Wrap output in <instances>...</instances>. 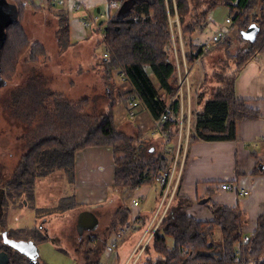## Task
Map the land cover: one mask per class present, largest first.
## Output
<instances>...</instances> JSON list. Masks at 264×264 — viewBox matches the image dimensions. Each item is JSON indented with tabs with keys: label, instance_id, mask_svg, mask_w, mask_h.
<instances>
[{
	"label": "trees",
	"instance_id": "obj_1",
	"mask_svg": "<svg viewBox=\"0 0 264 264\" xmlns=\"http://www.w3.org/2000/svg\"><path fill=\"white\" fill-rule=\"evenodd\" d=\"M28 1H8L14 7L16 21L7 26L0 51V78L5 83H9L17 72L21 57L28 53L35 63H40L47 54L42 43L31 44L22 26ZM220 4L230 7V17L241 38V31L251 23L256 22L260 26L256 42L251 46L247 44V48L239 49L233 55L230 52L233 45L230 37L206 53H203V45L193 42L195 33L208 26L210 13ZM123 5L103 30L110 49L106 62L126 72L141 105L150 111L153 119L160 118L172 102L170 119L162 124V130L171 142L180 134L176 50L181 63L183 55L178 27L188 67H200L204 73V84L209 75L205 60L208 57L212 68L210 75L218 81L217 86L204 89L201 85V89L197 90L199 102L197 109L191 112L195 121L189 143L198 140L233 141L237 137L239 121L264 117L261 111L248 106L236 95L238 76L248 63L264 52V0H143L134 2L129 8ZM67 40L70 41L69 38ZM215 53L217 56L210 60L209 56ZM39 79L36 72L28 78L27 88L24 92L21 89L24 98L17 91L12 94L16 119L36 125L37 118L40 116L41 119L43 114L47 120L46 124H40L44 127L41 129L42 136L33 132L28 139L25 145L28 152L13 174L7 179L0 176V208L6 204L8 195L13 197V193L18 197L28 193L33 195L36 181L48 177L53 169L62 170L74 183L76 155L88 147L109 146L113 149L114 183L120 188L154 185L159 172L169 175L173 160L162 158L160 152L157 156L156 152L150 153L153 146H148L147 140L141 141L142 130L135 127L133 132H128L116 122L115 110L121 97L114 95L111 87L106 88L103 96L108 104L106 111L97 113L98 108L92 100L84 98L76 103L53 91L47 86V79L43 82ZM88 104L90 113L84 111L89 108ZM185 117L187 119V114ZM259 173L264 174V163L254 171V174ZM191 205L188 198L178 193L175 195L163 221L135 264H264V214L257 219L254 233L245 241L243 228L247 221L238 208L219 205L209 199L206 205L214 220L204 222L188 215ZM79 206L75 196L66 197L59 210H72ZM155 212L151 216L141 212L136 222L128 221L131 211L124 207L118 211L114 225L122 223V227L128 228L138 222L144 234ZM218 233L221 239H216ZM36 236L34 234L32 238L35 244L48 240ZM169 238L174 242L173 247L168 246ZM103 247L91 252L97 257ZM14 249L19 253L3 249L9 256L8 264L12 259V264H37L24 252ZM96 262L91 264H98Z\"/></svg>",
	"mask_w": 264,
	"mask_h": 264
},
{
	"label": "rangeland",
	"instance_id": "obj_2",
	"mask_svg": "<svg viewBox=\"0 0 264 264\" xmlns=\"http://www.w3.org/2000/svg\"><path fill=\"white\" fill-rule=\"evenodd\" d=\"M109 3L101 6L102 13L113 17L118 9L111 7ZM55 5L54 7L51 4V0H29L26 2L22 26L31 44L42 43L47 54L41 58L40 63H35L27 53L19 60L17 72L13 75L10 82L5 84H3L2 80L0 82V176L4 179L13 174L12 172L15 167L22 160L23 156L27 154L28 149L25 145L33 132L42 136L41 129L44 127H40V124H46L45 120L47 118L43 114L41 119L40 116L37 118L38 122L36 125L34 122L30 124L29 122L20 121L14 116V109L12 107L13 92L17 91L18 95L24 98L23 92L28 86V78L34 75L35 72L36 76L41 78L39 79L40 81L43 82V79L48 80L47 86L53 91L63 94L66 98L76 103L84 98L92 100V104L98 108L97 113H102L103 110L106 111L108 104L103 96L105 95L106 88L111 87L115 92L114 95H120L121 97L119 106L115 110V119L121 129L133 132V128H140L143 132L140 138L141 141L147 140L149 142L147 145L154 147L156 143H159V141L154 142L153 138H148L144 134V130H152V132L156 130L153 123H147V126L142 129L141 125L144 124L138 122V116L135 118L129 117L128 102L131 99L132 88L120 78L119 70L106 62L107 58L104 57L106 45L103 42L102 35L91 29L89 30L91 37L88 42L82 43V45L80 43L74 45V43L67 40V27L63 24V18L60 17L63 12H66L65 6L58 3H55ZM109 11L110 14H108ZM211 13V17H214V20L221 27L228 26L225 19L231 14L229 6L220 4ZM234 28V31L229 35L233 41V45L230 48L232 55L236 54L239 49L247 48L248 44L246 41H243L237 28ZM66 44H69V46ZM215 56H217V53L213 54V56L210 55L209 59H214ZM205 60L208 64L207 73L209 75L206 76L204 84L202 83L204 73L200 67L198 65L191 67V98L189 102H185V107L191 110H196L195 104L199 102L197 90L201 85H203L204 89L218 85L217 79L210 75L212 68L209 65L208 57ZM21 89H23V92ZM20 105L22 106V102ZM122 109L127 112L125 119L122 116ZM84 111L90 113V105ZM191 117L192 119L186 120V129L189 127V120H193L194 118L193 115ZM174 146L176 148V145ZM169 156L173 159L174 153ZM48 174V177L36 181L35 194L30 195L28 193L23 197H18V195L13 193V197L11 195L7 196L6 204L4 203L3 208L0 209V225L1 222L5 223L8 218L12 221L11 223H15L16 221L15 229L8 232V239H17L23 242L25 239L29 240L32 238L34 234L40 239L43 237L48 238L47 241L36 244L38 256L33 261L37 264L89 263L90 261L86 260L88 257L91 256V260L95 258L91 250L97 249L100 246L102 249L104 245L103 241L106 240L107 242L110 241L109 244L113 243L115 232H111L110 234L109 229L116 222V212L125 201H129L132 195L136 194V191L123 187L120 189L121 193L114 199L113 193L110 192L112 191L110 187L106 191L109 190L112 196L106 203L84 204L72 210H59V206L66 198L67 193L68 197H70V190L68 189L70 179L68 178V174L66 175L59 169H53ZM62 175L66 176L62 177ZM156 186H152L156 187L152 189L153 194L157 193L160 187L159 184H156ZM37 193L41 195L40 201L35 199ZM37 202L41 204V209H36ZM24 212L27 214H24ZM85 212L91 213L95 218V225L90 228L83 227L80 222V217ZM18 216H20V220H18ZM48 217H51L52 220ZM35 220L38 221L37 225L35 224ZM130 220H132V216H129L128 221ZM135 228L136 230H134ZM106 229L108 231H105ZM134 229L125 242L118 246L117 254H115L110 263H116L117 259H120V262H126L131 251L127 247H130L131 242L136 238L138 241L144 232L138 222L134 226ZM0 236H2L1 233ZM93 237L97 240L96 243L95 241L90 243ZM7 243L4 237L0 239V250L8 249L10 252L19 253ZM173 245V240L169 238L168 246L173 247ZM101 249L97 255L98 258H102ZM105 258L107 257L104 256L101 262ZM12 263L13 259L12 262L10 261V264Z\"/></svg>",
	"mask_w": 264,
	"mask_h": 264
},
{
	"label": "crops",
	"instance_id": "obj_3",
	"mask_svg": "<svg viewBox=\"0 0 264 264\" xmlns=\"http://www.w3.org/2000/svg\"><path fill=\"white\" fill-rule=\"evenodd\" d=\"M138 1L143 0H126L123 7L125 8L127 5L129 8L134 2ZM105 3H109V0H65L63 6H65L64 9L66 12H63L60 17L63 18V24L67 27V38H69L71 43H74V45L80 43L82 45V43L90 40L91 33L84 27V19L96 16L100 13L105 14L102 13L101 9V6ZM52 5L54 7L56 6L55 4ZM96 11L97 13H95ZM108 14H110V11ZM211 14L212 13L209 15L208 26L204 30L195 33L193 39L194 44H202L220 30H230V33L234 31V23L227 22V18L230 16H227L225 19L228 26L225 25L221 27V25L214 20V17H211ZM236 95L239 99L245 100L248 106L261 111L264 115V52L257 55L255 59L248 63L238 76L236 80ZM195 105V109H197L198 103ZM193 111L194 110L191 112ZM121 112L125 119L127 112L125 110ZM137 116L138 122L144 124L141 125L142 129L147 126V123H153L154 119L150 111L143 105L139 108ZM190 118L192 119L191 116ZM191 119L189 128L183 133L182 138H180L179 134L175 136L171 142L173 145L183 144L184 151H182V162L179 168L182 171V177L179 184L178 195L191 200L192 205L188 208V215L204 222L214 220L213 213L206 205L209 199H211V201L216 204L238 208L244 220L247 221L243 228L245 236L252 235L257 227V219L260 215L264 214V174H254L259 164L264 163V117L257 120L239 121L237 123V137L233 141L198 140L189 143V134L192 132V126L195 121L194 118L193 120ZM144 134H146L148 138H153L154 142L159 141V143L155 144V147L153 146L152 149H150V153L156 152L155 154L157 156L160 152L161 157L171 159L169 155H172V152L164 153L165 156H163L164 144H161L162 139L158 135L159 133L155 130L153 132L152 130H144ZM114 179L115 163L114 153L111 147L96 146L83 149L77 153L75 159V182H68L70 197L75 196L76 202L80 206L101 202L106 203L112 196V193L114 199L121 193V188L115 185ZM223 182L235 186L236 190H223L220 187V184ZM156 184H154V186H156ZM152 186L153 184L131 188L132 191H136V194L134 193L129 201H125V203L118 208L116 213H118L121 208H129L132 220L135 222L141 212H146L147 216H151L158 210L161 193L163 191L162 187L158 186V194H153L152 189L157 186ZM110 187L112 188V191H110L112 192L111 194L109 190L106 191L107 188L109 189ZM242 191H248L249 194L244 195ZM35 193L36 192H34V194ZM35 197L36 200H41V195L39 193H37ZM66 197H68V193ZM204 199H207V202L201 204L200 201ZM133 200H138L140 204L135 206ZM40 207L41 204L38 203L36 209H41ZM2 208L3 206L0 209ZM24 214L27 213L24 212ZM41 217L44 218L43 216ZM48 218L52 220L51 217ZM18 220H20V216H18ZM11 222L10 218H8L5 223L1 222L0 226L2 229L0 233L2 237L6 235L8 239V232L15 229L16 221L15 223ZM37 222L38 221L35 220L36 225ZM135 222L134 226L136 225ZM114 224H112L109 232L110 234L111 232H115L114 238L120 239L124 227L121 226L122 223H117V225ZM105 231H108V229ZM132 231L133 229L123 239L125 240L128 238ZM144 234L138 241L136 238L131 242V248L127 247L128 250L131 251L126 262L123 263V261L120 262V259H117L116 263H110L115 254H117L116 252L120 245H118L115 250L111 251L110 245L112 243L109 244L110 241L107 242L106 240L103 241L102 258L104 256L107 258L101 262L102 258L95 257L91 260L90 256L86 259L90 262L86 264H91L95 261H98L96 262L98 264H131L132 255H134L137 244L142 240ZM32 238L29 240L25 239L23 242L30 244V247L35 249L34 257L25 254L31 260H35L38 253L36 244L33 242ZM219 238L221 239V234L218 233L216 234V239ZM9 240L20 242L17 239ZM114 240L112 242H115ZM124 240L121 245L125 242ZM92 241H95V243L97 242L95 237L92 238L91 243ZM3 252H6V250L1 249L0 253L2 254ZM0 264H4V262Z\"/></svg>",
	"mask_w": 264,
	"mask_h": 264
},
{
	"label": "built area",
	"instance_id": "obj_4",
	"mask_svg": "<svg viewBox=\"0 0 264 264\" xmlns=\"http://www.w3.org/2000/svg\"><path fill=\"white\" fill-rule=\"evenodd\" d=\"M64 2L65 0H51V4H55V3L64 4ZM124 2L125 0H113L110 2V5L112 7H116L117 9H119L122 7ZM111 18L112 17H109L108 15L100 13V14H97L96 16H91V17H88L87 19H84V22H83V25L86 29L88 30L94 29L95 31L99 32L102 35L103 42L106 45V51L104 53V57L107 59L110 57V49L107 46V43L105 41L103 30H104L106 23L109 22ZM175 21L178 23V19H176ZM227 22L232 23L233 22L232 18L228 17ZM230 32H231L230 30H220L219 32H217V34H214L209 39H207L205 42H203L201 44L204 47L203 53H206L212 50L217 45L222 43L225 39L229 37ZM179 35H180V47H181L182 55H183V62L181 63L179 61L177 50L175 48L177 66H178V78H179V85H178V91H177L176 96L179 98L180 104H181L179 133H180V138H182L183 133L187 131V129L189 128L188 127L186 129V122H187L186 120L190 118L191 111H192L191 109L185 107V102L186 101L189 102L191 98V95H190L191 68L188 67L186 60H185V49H184L183 42L181 39L180 31H179ZM116 69L119 70L120 78L124 81V83H126L127 85H129V87L132 88V94H130L131 99L128 102L129 103L128 114L130 118H135L138 114V110L141 105V101L139 100V95H137L135 88L131 86L130 79L127 76L126 72L122 70L121 68H116ZM171 106H172V102L168 104L165 112L160 116V118L153 120V123L156 129L155 131L160 134L159 136L162 139V143L164 144L163 156H165L167 152L169 153L172 152L175 155V157L173 158V166L170 170L169 175H165L162 172H159V177L156 179L155 184L157 183L162 188H164L163 194L161 196V199L158 205V210L155 212L150 222V225L148 227V230L145 232L142 240L137 244L134 255H132V258H131V261H132L131 264H135L137 260L139 259V257L141 256L145 246L151 239V236L156 232L159 225L163 221L175 195L178 193V190H179V184H180V180L182 177V171L179 168L182 162V158H181L182 151H184L183 144H177L176 148H174L175 146L171 143L170 139L168 138V135L164 133L162 130V124L168 119H170L169 116H170L171 109H172ZM185 114H187V119L185 117ZM220 187L223 190H231V191L236 190L235 186L231 185L230 183H226V182L220 184ZM242 194L247 195L249 194V192L242 191ZM133 204L135 206H138L140 202L138 200H133ZM133 228L134 226L132 224L130 227L122 229L120 239H117L115 242H113L110 245L111 251L115 250L117 246L122 243V241L124 240L123 238L126 237ZM244 240L248 241L249 236H245Z\"/></svg>",
	"mask_w": 264,
	"mask_h": 264
},
{
	"label": "water",
	"instance_id": "obj_5",
	"mask_svg": "<svg viewBox=\"0 0 264 264\" xmlns=\"http://www.w3.org/2000/svg\"><path fill=\"white\" fill-rule=\"evenodd\" d=\"M9 7H11L13 9L10 11L11 13H13L14 7L7 0H0V19L2 17V12L8 10ZM11 16H13V15L11 14ZM14 21H16V15H15L14 20H10V22H8L7 24L0 25L1 26L0 30H2L4 36H5V30H6L7 26ZM259 32H260L259 24L256 22H253L250 24V26L246 30L241 31V35H242V38L244 39V41H246V43H248V45L251 46L252 44H254L256 42ZM3 84H5L4 80H3ZM206 202H207V199L200 201L201 204H204ZM80 222H81V225L83 227L90 228L93 225H95V218L92 216L91 213L85 212L81 215ZM4 238L7 240L8 245L24 252L25 254L30 255L31 257L35 256V249H32L30 247V244H28L26 242H14L12 240L7 239L6 235ZM0 255H1L0 256V263L4 262V264H8V262H9L8 254L6 252H3Z\"/></svg>",
	"mask_w": 264,
	"mask_h": 264
},
{
	"label": "flooded vegetation",
	"instance_id": "obj_6",
	"mask_svg": "<svg viewBox=\"0 0 264 264\" xmlns=\"http://www.w3.org/2000/svg\"><path fill=\"white\" fill-rule=\"evenodd\" d=\"M13 10L11 7L8 8V10L2 12V17L0 19V25H4V24H7L8 22H10V20H14L15 18V14H14V11L13 13H11L10 11ZM11 14L14 16H11ZM11 17V18H10ZM1 27V26H0ZM4 42V34L2 32V30H0V51H1V47H2V44ZM0 82H1V78H0ZM3 82V81H2Z\"/></svg>",
	"mask_w": 264,
	"mask_h": 264
},
{
	"label": "bare ground",
	"instance_id": "obj_7",
	"mask_svg": "<svg viewBox=\"0 0 264 264\" xmlns=\"http://www.w3.org/2000/svg\"><path fill=\"white\" fill-rule=\"evenodd\" d=\"M224 183V182H223ZM222 184V183H221Z\"/></svg>",
	"mask_w": 264,
	"mask_h": 264
}]
</instances>
